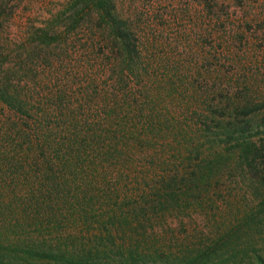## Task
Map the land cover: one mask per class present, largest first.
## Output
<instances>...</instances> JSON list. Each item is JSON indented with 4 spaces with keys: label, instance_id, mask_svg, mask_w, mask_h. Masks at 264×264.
Returning a JSON list of instances; mask_svg holds the SVG:
<instances>
[{
    "label": "trees",
    "instance_id": "16d2710c",
    "mask_svg": "<svg viewBox=\"0 0 264 264\" xmlns=\"http://www.w3.org/2000/svg\"><path fill=\"white\" fill-rule=\"evenodd\" d=\"M4 3L0 264H264L252 244L264 220V193L255 212L215 237L201 238L195 247L172 250L170 239L153 235L164 226L165 213L178 217L194 202L201 205L229 161L250 178L258 177L255 161L263 154L252 136L255 128L264 133V118L222 117L203 127L198 147H186L193 157L169 165L158 153L159 137L185 141L177 126L167 124L153 106L115 101L117 84L126 89L131 80L145 78L148 58L113 0H72L57 19L28 27L21 44L5 43L13 18L5 14ZM91 14L97 35L77 51L85 59L74 62L78 73L69 72L68 36ZM97 50L107 60L98 59ZM109 90L110 98L104 93ZM223 109L216 110L222 114ZM251 110L242 107L239 113Z\"/></svg>",
    "mask_w": 264,
    "mask_h": 264
},
{
    "label": "rangeland",
    "instance_id": "374dc122",
    "mask_svg": "<svg viewBox=\"0 0 264 264\" xmlns=\"http://www.w3.org/2000/svg\"><path fill=\"white\" fill-rule=\"evenodd\" d=\"M0 1L6 2L5 14L13 18L3 35L5 43L13 39V44H21L28 27L57 19L72 0ZM113 1L117 11L131 21L148 58L143 63L145 78L131 80L133 85L126 89L117 84L115 101L122 106L155 107L186 139L161 135L158 153L163 162L177 165L185 161L181 158L193 157L186 147H198L203 127L214 126L222 117L233 115L252 122L264 118V0ZM94 17L87 15L68 36L64 59H71L66 63L69 72L78 73L74 62L81 64L85 59H79L77 51L90 46V37L97 35ZM58 22L62 29L67 25L65 19ZM96 53L101 61L107 60L106 53ZM102 79L107 82L108 76ZM220 107H224L222 114L216 110ZM242 107L251 108V113L241 115ZM253 132L252 140L263 154L255 161L258 177L250 178L246 170L229 161L220 171L219 185L204 193L201 205L192 202L178 217L165 213L164 226L155 228V237L170 239L172 250L182 244L195 247L201 238L215 237L255 212L264 193V133L257 128ZM252 244L264 255V220Z\"/></svg>",
    "mask_w": 264,
    "mask_h": 264
}]
</instances>
